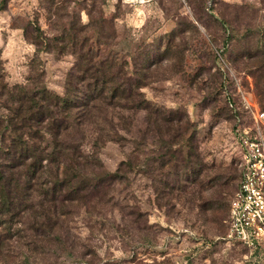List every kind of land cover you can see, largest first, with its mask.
Here are the masks:
<instances>
[{
    "label": "rangeland",
    "instance_id": "1",
    "mask_svg": "<svg viewBox=\"0 0 264 264\" xmlns=\"http://www.w3.org/2000/svg\"><path fill=\"white\" fill-rule=\"evenodd\" d=\"M83 56L138 79L151 108L82 113L64 142L115 177L53 224L33 212L0 223V264H264V244L225 236L235 128L264 138L239 98L264 110V0L0 1V83L61 96Z\"/></svg>",
    "mask_w": 264,
    "mask_h": 264
},
{
    "label": "trees",
    "instance_id": "2",
    "mask_svg": "<svg viewBox=\"0 0 264 264\" xmlns=\"http://www.w3.org/2000/svg\"><path fill=\"white\" fill-rule=\"evenodd\" d=\"M90 61L79 57L66 74L61 96L43 85L0 83V223L33 212L34 223L43 217L53 224L66 214L65 203H83L86 186L97 191L115 177L116 172H95V158L64 142L66 133L79 126L82 113L93 117L90 111L96 104L143 111L151 107L138 90L142 86L138 79H118L109 64L88 66ZM153 110L159 119L165 117L161 110ZM91 123L98 125L97 117Z\"/></svg>",
    "mask_w": 264,
    "mask_h": 264
},
{
    "label": "built area",
    "instance_id": "3",
    "mask_svg": "<svg viewBox=\"0 0 264 264\" xmlns=\"http://www.w3.org/2000/svg\"><path fill=\"white\" fill-rule=\"evenodd\" d=\"M239 98L242 109L255 123L264 122V110L254 111L242 94ZM227 104L238 120L232 100L227 99ZM235 132L240 153V177L229 200L225 236L253 252L264 244V138L258 124L236 126Z\"/></svg>",
    "mask_w": 264,
    "mask_h": 264
}]
</instances>
